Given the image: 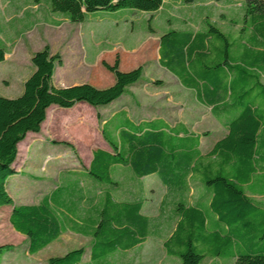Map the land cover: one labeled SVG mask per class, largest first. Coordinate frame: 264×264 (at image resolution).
I'll list each match as a JSON object with an SVG mask.
<instances>
[{
	"label": "trees",
	"instance_id": "trees-1",
	"mask_svg": "<svg viewBox=\"0 0 264 264\" xmlns=\"http://www.w3.org/2000/svg\"><path fill=\"white\" fill-rule=\"evenodd\" d=\"M43 1L51 11L79 23L86 14L99 10L155 11L163 0ZM241 12L240 21L233 18L235 24L240 22L236 35L207 20L202 30L168 29L159 38V64L183 87L193 90L196 100L210 107L227 129L209 152L200 153L199 137L183 125L171 127L160 117L137 123L122 112L101 125L109 149L93 151L85 175L53 190L38 204L16 205L6 181L16 173L18 145L28 134L40 131L47 109L52 105L67 109L79 102L105 108L143 74L142 65L120 69L115 54L111 63L101 60L113 77L111 84L98 87L84 82L61 87L53 83L60 56L52 54L47 45L32 54L33 71L22 93L13 98L0 95V209L10 208L9 223L26 237L29 254L64 231L60 212L77 216L83 200L79 184L104 191L93 215L70 221L69 227L92 238V264H107L110 254L141 243L149 230V218L141 213L144 198L116 201L113 197L117 181L111 169L125 164L138 177L156 173L173 195L177 220L163 240L167 255L179 258L180 264H199L207 256L223 255L234 257V264H264V201L248 195H261L255 191L257 184L264 189V0H242ZM5 53L0 44V62ZM154 84L161 85L159 80ZM191 182L203 188L192 203L188 201ZM261 193L264 196V190ZM9 246L0 244V264ZM83 254V248H76L50 257L47 264H82Z\"/></svg>",
	"mask_w": 264,
	"mask_h": 264
},
{
	"label": "rangeland",
	"instance_id": "rangeland-1",
	"mask_svg": "<svg viewBox=\"0 0 264 264\" xmlns=\"http://www.w3.org/2000/svg\"><path fill=\"white\" fill-rule=\"evenodd\" d=\"M222 5V3L214 5L216 9H213L212 21L223 31L236 35L240 28V22L235 24L233 20L226 19L233 18L236 14L241 17L240 8L237 6L239 8L235 11L237 13H230L225 10L222 13L225 20H222L217 9ZM12 9H15L13 13L10 12ZM100 16L99 13H90L85 19L83 27L77 25L78 23H69L62 20L60 24H56L55 22L60 21V15L51 11L48 4L43 0L37 5L33 4L31 0H0V43L6 47L7 51L5 60L0 62V95L13 98L22 93L23 83L33 71L30 58L34 52L41 50L46 45L52 54H58L61 59V62L56 64L53 74L55 85L62 87L83 81H89L99 87L111 84L113 77L108 74H101L99 71L102 67L101 60L108 63L112 62L108 61V57H105L107 50L112 58L115 54H118L119 58L123 57V64L126 67L129 66L128 62L132 58L134 59L136 54L126 53L127 55H124L125 53L120 52V42L126 34L125 31H122V28H114L111 24L99 30L98 25L93 34L87 31L86 26L88 23L109 22L105 18L101 19ZM234 19L240 21L239 17H234ZM153 26L152 23L145 24V28ZM141 29L135 27V32L131 37L133 41H130L131 44H127L128 47L140 42L141 31L144 27ZM125 30L128 31L127 28ZM102 35H105V37H101ZM150 45H152L151 42ZM153 51V47L149 48L148 56L146 58L141 57L140 63L150 60ZM141 52L139 51V53ZM138 56L140 58V55ZM150 72L154 73L155 77H160L158 80L163 81L165 86L162 89H147V92L138 88H129L128 94L132 97H130L128 109L132 118L145 116L149 109H155L170 123L187 122L189 128L193 126V129L201 134L203 152L209 150L216 140L224 136L225 129L212 121L214 118H210L207 108L197 103L192 91L185 89V87L183 89L178 85L174 79L175 77H171L170 73L168 74L171 76L160 71L156 64L152 66ZM143 77L145 76L143 75ZM199 110H201L202 121L196 123L192 116L193 114L197 116ZM86 113L83 108L64 115L50 112L47 114L48 119L43 124L40 133L28 135L18 145L17 167L19 168L14 178L10 179L8 186L12 198L18 204L37 203L45 192H49L55 183L58 184L59 172L71 168V161H74L77 165L79 164L80 167L83 164L82 162H86L90 151L99 144V132L88 127L86 120L82 121L81 118H79L78 127L76 128L75 125L72 126L69 123L65 125L60 123L62 120L67 122L76 121L75 115ZM89 134H93L95 137H89ZM96 137L98 141L95 140ZM48 139L66 142L69 148H64V153L62 152L60 158L43 157L41 154L44 155L46 151L56 148L54 147L56 143L49 145L43 143ZM81 160L82 162H80ZM142 181L146 186L145 192L151 194V189L154 190L150 196L148 194L145 208L147 209L148 204L153 205V207L158 205L165 191V186L156 173L144 176ZM24 184L26 186H23ZM191 186L195 193V182H191ZM261 187V184H257L255 191L263 195L261 191L264 189ZM18 190L21 192L17 193ZM29 191L31 192L28 193ZM261 200L263 201L264 198L262 197ZM8 212L9 208L0 209V244L10 245L8 247L10 249L3 252L1 264H47L50 257L63 256L66 252L76 248H83L85 252L89 250L90 238H83L66 230L57 241L50 243L35 254H29L26 251V237L14 232L8 223ZM153 213L150 214L153 215ZM152 229L162 239L170 234L173 226L165 223L164 226L152 227ZM142 248L140 253L129 251L113 255L109 262L111 264H180L179 258L164 256L165 253L161 243L154 237H148ZM160 250L164 254H160ZM146 251L151 252V256H145ZM83 261H88L86 254ZM234 261V257L227 255L218 258L207 256L199 264H234Z\"/></svg>",
	"mask_w": 264,
	"mask_h": 264
},
{
	"label": "crops",
	"instance_id": "crops-1",
	"mask_svg": "<svg viewBox=\"0 0 264 264\" xmlns=\"http://www.w3.org/2000/svg\"><path fill=\"white\" fill-rule=\"evenodd\" d=\"M31 2H32V0H31ZM218 3L223 4L222 5L223 7L220 6L217 8L219 10V13H220V19H222V20H225L223 14H222L223 12H225V10H228L230 13H233V12L237 13L235 11L238 8L237 6H239L240 11H241L242 0H163L162 5L155 11H139V10L132 11V10H127V9H121V10H99V11L94 12V13L101 14L100 18L101 19L105 18V20L107 19V20H109V22L106 23L105 21H99L97 24H94V23L89 24L88 23L86 26L87 31H90V33L93 34L98 25H99V27H98L99 30H102L105 27H108V25L110 26L111 24L113 25L114 28L115 27L118 29L122 28V31H125L126 34H124V36L122 37L123 40L120 42L121 43L120 52L125 53L124 55L134 53L133 55L136 54V56L134 59L132 58L128 62L129 66H127V67L125 66V64H123V60H122L123 57L120 58L121 60L119 63V67L122 70H129L131 68L136 67L137 65H142L143 66V74H142L141 79L138 82H136L135 84H133L131 86H128L126 91L118 99H116L114 102H112L109 106H107L105 108H94L87 103L79 102V103H76L73 107L67 108V109L58 108V107L53 106V105L47 109L46 118H45L44 122L42 123L41 128H42L43 124L47 121V119H48L47 114L50 112L64 115L68 112L72 113L73 111H77V110L79 111V109L83 108V110L86 111L87 113L84 115L83 114L75 115L76 121L71 120V121L67 122L66 120H64V121L62 120L63 122L61 121L60 123H63L62 125L69 123L72 126L75 125V128H76V127H78L77 125H78V122L80 120L79 118H81L82 121L86 120L85 122L88 123L87 124L88 127L94 128V129H96V131L99 132L98 137L100 138V141H99V144L93 150L90 151V154L87 156L86 162H82V160L80 161L83 163L81 167L79 164L77 165V164H75L74 161H71V164H70L71 168H66V170H62L59 172L58 184L55 183L54 187L52 189H50L49 192H45L43 197L37 203H33V204L40 203L41 200L44 197L48 196L50 194V192H52L53 190L59 188L60 186H62L64 184H66V185L73 184L77 181V179L80 176L86 174V169L89 167L90 161H91L92 156H93V151L95 149H98V148L107 149V150L109 149L107 143L104 141V139L101 136V125L105 122H107V123L110 122V120H112V118H114L116 115H118L122 112L125 113L129 119H131L132 121L137 122V123L143 122V121L153 120V119L160 117V118L164 119V121L171 127H175L177 125H183L189 132H192L193 134H195L199 137L198 149L202 155H205L207 152H209L211 150V148L213 147L214 143L217 140L213 143V145L211 146V148L209 150L203 152L202 151L201 134L196 132L193 129V126H191V128H189L188 123L184 122V121H177V122L170 123L163 115H161L159 113L158 110H155V109L150 110L149 109L146 112V115L148 114L147 116L141 115L138 118H132L129 114V109H128V107L130 106V97H132V96H129V94H128L129 90L128 89L129 88H138L144 92H147V89H162V88H164L165 84L163 81H160V83H161L160 86H156L154 84V81L158 80L160 78V77H155V74L150 72L152 66L155 64H156L157 68H159L160 71H163L164 73H166L169 76L172 75L171 77H175L174 79L177 81L178 85H180L183 88V86L179 82L178 78L174 74L169 72L167 69L162 67L158 62V57H159V55H158V44H159L160 35L163 32L167 31L168 29H189V30H193V31L202 30L204 27V23L207 20L213 22L212 21V17H213L212 12H213V9H216V7H214V5H217ZM14 11H15V9H12L10 12L13 13ZM55 13L60 15V18H59L60 21L55 22L56 24H60L61 20L67 21L69 23H74V22H70L65 17L64 14H62L60 12H55ZM94 13H91V14H94ZM88 15H90V13L86 14L84 20L82 22H79L77 25L82 26L85 19L88 17ZM185 16H186V18H185ZM234 17H237V18L239 17L241 19L242 12H241V17L239 16V14H236ZM233 18L230 17V18H227L226 20H233ZM136 23H137V26H136ZM146 23H152L154 26L145 28ZM213 23H215V22H213ZM124 27L127 28L128 31H126ZM135 27L142 28V29L144 27L143 31H141V37L139 39L140 42L138 44L135 43L133 45H129V47H128L127 44H131L130 41H133L131 37L133 35V32H135ZM101 37L104 38L105 35H102ZM126 41H128V43H126ZM150 42L152 43V45H150ZM0 44L3 45L2 43H0ZM152 47L154 48V51L151 54L152 58L150 60H146V61H143L140 63L139 60L141 59V57L146 58L148 56L149 48H152ZM5 49H6V47H5ZM139 51H142V52L139 53ZM5 55H6V53H5ZM138 55H140V58ZM105 57H108V61H113V59H114L111 57L110 53H108V50L105 54ZM4 60H5V58H4ZM99 71L101 74L111 75L109 72L104 70L103 67H101V69H99ZM168 73H170L171 75ZM143 75L145 77H143ZM262 81L264 82V76H262ZM84 82H89V81H83L80 83H84ZM89 83H91V82H89ZM73 84H77V83L64 85L62 87L73 85ZM91 84L95 85L94 83H91ZM95 86H97V85H95ZM185 89L192 91L194 94V98L196 100L194 91L191 89H188V88H185ZM197 103L200 106H203V107L208 109L210 118L211 117L214 118V120L211 118L212 121L215 124H217L218 126L224 128L225 134H226L227 129L225 127H223L219 123V121L212 115L210 107L203 105L198 101H197ZM97 113L99 114V119L97 117ZM200 113H201V110H199V113H198L199 116H198V114H197V116H196V114H193V116H192L193 120L196 123H201V121H202ZM40 131H41V129H40ZM40 131L38 133H40ZM225 134H224V136H225ZM28 135H37V134L35 133V134H28ZM88 136L89 137H95L93 134H89ZM224 136H222V137H224ZM221 138H219V139H221ZM95 140L98 141V138L96 137ZM43 143L48 144V145L52 144V143H56V144H54V147H56L54 150L51 149V151H46V153L44 155L41 154V156H43V157L49 156V157H52V159L53 158L54 159L60 158L61 157L60 155L62 154V152L64 153V148L65 147L69 148L68 145L61 143V140L55 141V140L48 139L47 141L45 140ZM77 162L78 161L76 160V163ZM18 168L19 167H17V164H16L15 165L16 173L18 172ZM111 170H112V175H113L114 179L117 181V188L113 193L114 199L116 201H126V200L144 198L143 203H142V207H141V213L149 218V225H148L149 230H148V235L145 237V239L141 243H139V244L135 245L134 247L127 249V250H117L113 254H110L109 256H107L106 257L107 264H111L109 262V259L113 255H116L118 253H127L129 251H136L137 253H140V251H141L140 249H143L142 246L145 244L148 237L156 238L158 240V242L161 243V246H162L164 253H165L164 254L160 250V254H164L165 257L169 256V255H167L166 250L163 246V240L172 233V231L174 230V227L176 225V220H177L176 217L174 216V213H173V207H172V204H173L172 196L173 195L170 192L169 188L160 180L161 183L165 186V191L163 193V196L160 199L158 205L153 207V205L148 204L147 209H146L145 206H146L147 201H148L147 200L148 194L150 196L154 192V190L151 189V191H152L151 194L149 192H145L146 186L142 181V178L144 176H142V177L136 176L133 173V171L131 170L130 166L125 165V164L124 165L123 164H116L112 167ZM16 173H14V175ZM14 175L9 177L8 180L6 181V190H7L8 194L11 196V198H12V193L8 190V186L10 183V179H13ZM145 176H148V175H145ZM26 184H29V183H26ZM196 184H195L196 192L194 193L193 189L191 188V190L188 193V196H189L188 201L190 203L195 202L196 199L203 192V188L201 187V185L196 186ZM23 186H26V185L24 184ZM79 187L83 188L82 189L83 200L78 204L77 216L68 215L69 213H67L66 210L60 212V216L63 219V226L65 229L61 233V235L54 241H57L58 239H60V237L64 234V232L66 230H69V232L75 233L69 229V227L72 224V223H70V221H84L86 219V217H88L89 215H93V213L95 212V209L97 208V206L99 205V203L103 199L104 191L102 189L97 188L95 186L90 187L88 189L86 186L82 187L81 184H79ZM148 188H150V187H148ZM20 192L21 191H19V190L17 191V193H20ZM30 192L31 191H29L28 193H30ZM248 195L257 201H262L261 200L262 197L264 198V196L257 195V194L256 195L248 194ZM13 202L16 205L18 204L14 199H13ZM164 203H165V205H164ZM21 204H26V203H21ZM166 210L168 213L166 212ZM152 212H154L153 215L150 214ZM8 223H9V220H8ZM165 223L167 225L170 224L171 226H173V229L169 235H167L166 237L161 239L158 237V235H156L157 233H155V231L152 229V227L159 228L161 226H164ZM9 225L12 228L10 223H9ZM13 231L16 232L14 229H13ZM16 233L18 235L24 237V235H22L18 232H16ZM75 234L79 235L83 238H90L91 244H92V238L90 236H85V235H82L79 233H75ZM54 241H52V242H54ZM91 244H90L88 252H85V250H84V254H83L82 259H81L82 264H92L91 258H90V256H91ZM26 247H27V245H26ZM26 251H27V249H26ZM85 254L88 258L87 262L83 261ZM150 254H151V252L146 251L145 256L146 255L151 256ZM170 257H172V256H170Z\"/></svg>",
	"mask_w": 264,
	"mask_h": 264
}]
</instances>
